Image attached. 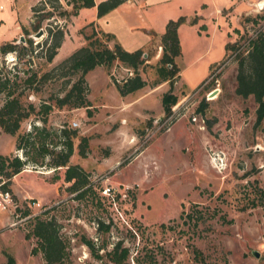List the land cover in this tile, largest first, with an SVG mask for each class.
Listing matches in <instances>:
<instances>
[{"label": "rangeland", "instance_id": "1", "mask_svg": "<svg viewBox=\"0 0 264 264\" xmlns=\"http://www.w3.org/2000/svg\"><path fill=\"white\" fill-rule=\"evenodd\" d=\"M38 1L0 0V45L25 46L0 54V75L15 82L22 100L36 108L49 96L62 95L67 84L55 77L28 86L25 78L33 73L38 78L86 44L83 34L99 30L89 25L97 18L95 7L69 18L57 11L54 23L65 33L48 62L47 21L41 37L31 27V7ZM247 1L256 0H136L99 23L103 32L114 29V41L133 52L150 47L143 46L145 30L157 33L160 20L182 17L177 30L180 76L173 84L179 101L165 115L161 97L170 89L168 82L143 96L141 91L121 96L111 76L121 81L129 72L115 62L109 69L97 66L87 73L89 107L50 110L45 126L54 140V130H76L68 163L83 167L90 188L76 198L68 189L71 182L64 180V166L29 161L23 167L29 170L13 178L25 196L14 197L21 201L29 195L46 203V210L36 215L57 221L66 242L65 264H114L105 251L117 240L130 249L126 264H136L137 256L144 264H264V121L256 124L253 96L235 93L237 61L231 51L214 69L223 60L226 43L238 41L244 50L247 39L264 30V17L256 26L245 22ZM253 8L256 14L264 12V7ZM130 15L120 21V16ZM233 28L238 33L228 35ZM128 33L135 34V42ZM145 70L151 84L155 71L148 66ZM4 100L0 93V106ZM33 124L44 125L37 113L23 119L18 132ZM83 135L88 137L84 155L78 151ZM15 139L16 134L0 126V153L24 158ZM49 147L59 149L50 142ZM10 178L0 172L1 184L6 181L9 187ZM5 215L0 209V217ZM35 216L15 225L8 221L0 229V264L8 256L14 264H46L40 250L32 252ZM84 238L94 242L102 257L92 254Z\"/></svg>", "mask_w": 264, "mask_h": 264}, {"label": "trees", "instance_id": "2", "mask_svg": "<svg viewBox=\"0 0 264 264\" xmlns=\"http://www.w3.org/2000/svg\"><path fill=\"white\" fill-rule=\"evenodd\" d=\"M39 0L31 7L32 20L31 27L37 32L44 21H47V37L45 44V59L51 62L61 47L64 38V30L56 21V12L61 18H69L76 16L80 9L92 8L96 6L97 16L100 17L110 10L117 7L125 0H102L95 3V0ZM68 7L69 10H68ZM264 12L245 16V22H252L256 26V20H261ZM183 18L176 20L170 19L165 26V30L161 36L160 45L162 53L159 60L154 65H148L153 68L156 74L151 84L140 75V70H144L145 58L144 51L136 50L133 52L126 51L122 46L114 41L113 35L102 30H94L90 34H83L86 44L76 49L65 59L53 66L50 70L44 72L37 78V74L33 73L25 78L24 82L28 86H32L36 81L47 80L51 78L64 79L66 88L62 95L49 96L48 100H43L38 108L33 103H25L22 100L23 92H17L10 78L0 75V93L4 94L5 100L0 106V126L3 131L16 134L15 148L21 149L24 158L17 154L4 155L0 154V172L6 178L12 177L14 174L23 169L26 163H40L41 165H52L54 167H65L64 180L70 181V192H75L76 198L82 197L86 190L90 188L87 179L88 173L79 164H69V157L73 152V137L77 132L75 129L61 127L54 130L58 136L57 140L51 137L50 130L45 126L47 115L53 108H80L89 107L90 103L87 99L89 86L86 80L87 73L96 66H105L107 69L117 62L123 66L130 68L132 74L123 78L121 81L113 79V83L121 96L133 93L146 85L156 86L161 82L170 83V89L162 94L161 105L165 115L172 112L173 106L179 101L176 94L173 93V84L179 79V68L175 63V59L181 53L180 41L178 38V26ZM94 22H90V26H94ZM26 33L25 28H23ZM234 31L238 33L235 28ZM114 41L112 47L109 42ZM28 45H32L31 39L26 41ZM238 41L226 44V53L219 65L214 66L216 70L228 58L229 52L233 54L234 61H237V72L235 75L236 87L235 93L243 98L253 96L257 104L256 124L264 121V30H258L252 38L247 39L244 50L241 49ZM13 42H7L0 45V54L8 52H17L23 50ZM212 72V70H210ZM76 75L75 80L71 77ZM16 85V84H15ZM89 112V111H88ZM31 113L39 114V118L44 125L33 124L32 128L23 132H18L20 123ZM49 140V141H48ZM49 142L59 145V149L54 150L49 147ZM88 145V137L83 135L79 142V153L84 155ZM47 156H51L46 160ZM1 184L2 188H7V182ZM44 212V211H43ZM25 213V212H24ZM42 213V212H41ZM41 215V214H40ZM35 216L31 233L37 238L36 245L32 247V252L40 250L46 264H65L67 259L66 242L60 234V228L57 221L52 217ZM189 216H191L189 214ZM103 222L99 221L98 226H102ZM28 235V233H27ZM84 243L89 247L92 254L96 257H102L99 249L95 248L94 242L89 238H84ZM130 249L123 245L122 241L117 240L113 246L105 251L108 259L114 264H126L129 257ZM136 264H144L135 259ZM2 264H14V258L8 256L6 262Z\"/></svg>", "mask_w": 264, "mask_h": 264}, {"label": "crops", "instance_id": "3", "mask_svg": "<svg viewBox=\"0 0 264 264\" xmlns=\"http://www.w3.org/2000/svg\"><path fill=\"white\" fill-rule=\"evenodd\" d=\"M100 1H102V0H95V3L97 4V3H99ZM136 2V0H125L124 2H122L121 4H119L117 7H115L114 9H112V10H110L109 12H107L106 14H104V15H102V16H100V17H98L97 16V12H96V20H93V22L95 23V25L100 29V25H99V23L100 22H103V20H104V18L105 17H109V15H111V13H113V12H115L117 9H119V8H123L124 6H126V5H131L133 2ZM259 0H256V1H247L246 2V5H247V9L242 13V14H244V15H255L256 14V12H257V9H255V8H253V5H255L257 2H258ZM262 0H260L259 1V3L261 2ZM95 8H96V6H94ZM93 8V7H92ZM84 10V8L83 9H80L79 10V13H81L82 11ZM78 13V14H79ZM132 14V13H131ZM142 15V14H141ZM77 16V15H76ZM131 17V15L130 16H120V21H124V20H126V18H130ZM170 19H167V18H164V19H162V20H160L159 22H158V28H156V32L157 33H152L151 32V30H145V32L147 33V34H144L145 36H144V38L142 39L143 40V42H144V45L143 46H150V47H148V48H144V47H141V49L144 51V54L146 55V57H144L146 60H145V63H144V65H146V66H148V65H154L158 60H159V58H160V56H161V53H162V46L160 45V41H161V36H162V34H163V32H164V30H165V26H166V23L169 21ZM147 26L148 27H146V29L148 28H150L149 27V25L147 24ZM204 26L202 25L201 27H200V29L199 30H201L202 28H203ZM234 29L235 28H233L230 32H228V35H231L232 33L234 34V33H236L235 31H234ZM109 30H110V32H109ZM108 30V32L109 33H112L113 35H115V31H114V29H109ZM114 32V33H113ZM126 36L128 37V39H129V41H132V42H135L136 41V38H135V34H133V33H128V34H126ZM178 38H179V36H178ZM179 41H180V39H179ZM64 42H65V40H64ZM228 43H230V42H228ZM228 43H226V44H228ZM226 44H225V47H226ZM180 47H181V44H180ZM224 47V55H225V53H226V48ZM180 55H181V53H180ZM180 55L179 56H177L176 57V59H175V63H176V65H177V67L179 68V66H178V64H177V60H178V58L180 57ZM224 57V56H223ZM124 69H126L128 72H129V74L128 75H131L132 74V70L130 69V68H127V67H125V66H123L122 64H120ZM100 66H102V65H100ZM97 67V66H96ZM105 67V66H104ZM153 69V68H152ZM211 69V68H210ZM210 69H209V71H210ZM93 70V69H92ZM146 73V70L144 71V70H140V75L145 79V80H147L145 77H144V74ZM210 73V72H209ZM156 75V74H155ZM179 76H180V69H179ZM178 80V79H177ZM148 81V80H147ZM161 85H166V82H161L160 84H158V85H156V86H149V85H146V86H144L143 88H141V89H139V90H137V91H135V92H133V93H130V94H134V93H136V92H140L139 94H141V96H143V95H145V94H147V93H149V92H151V91H153L154 89H156L157 87H159V86H161ZM165 93V92H164ZM130 94H128V95H130ZM125 96H127V95H125ZM1 154V153H0ZM24 170H29V169H22V170H20L19 172H21V171H24ZM19 172H17V173H19ZM16 173V174H17ZM16 174H14L11 178H10V183L8 184L9 185V187H7L8 189H10L11 191H12V193L14 194V193H16V194H18V196L20 195V196H25V194H21L16 188H15V186H14V183H13V178H14V176L16 175ZM27 196H29V195H27ZM32 197V196H31ZM35 198V197H34ZM42 203H44V204H46L45 202H42ZM2 210V209H1ZM0 220H2V221H4L2 224H1V226H0V229H3L5 226H6V224H8V221H9V223H10V215H9V213L7 212V215H5V219H4V217H0ZM13 257V256H12ZM14 258V257H13Z\"/></svg>", "mask_w": 264, "mask_h": 264}, {"label": "built area", "instance_id": "4", "mask_svg": "<svg viewBox=\"0 0 264 264\" xmlns=\"http://www.w3.org/2000/svg\"><path fill=\"white\" fill-rule=\"evenodd\" d=\"M46 208V204L31 196H26L21 201L17 200L12 191L8 188H2L0 183V209L9 213L10 225H15L17 221L35 216L45 211Z\"/></svg>", "mask_w": 264, "mask_h": 264}, {"label": "water", "instance_id": "5", "mask_svg": "<svg viewBox=\"0 0 264 264\" xmlns=\"http://www.w3.org/2000/svg\"><path fill=\"white\" fill-rule=\"evenodd\" d=\"M259 1H260V0H259ZM258 3H259V2H257V3L255 4L256 7H257ZM258 7H259L258 9L260 10V9H262L264 6L261 7V6L258 5ZM43 33H44L43 29H39V30L34 34V36H35L36 38H38V37H41V36L43 35ZM20 40H21V41H24V37L21 36ZM143 57H146V55L143 54ZM210 96H211V94H210ZM254 253H255L256 255H258V252H257V251H254Z\"/></svg>", "mask_w": 264, "mask_h": 264}, {"label": "bare ground", "instance_id": "6", "mask_svg": "<svg viewBox=\"0 0 264 264\" xmlns=\"http://www.w3.org/2000/svg\"><path fill=\"white\" fill-rule=\"evenodd\" d=\"M258 5L261 6V7H263L264 6V0H262L260 3H258Z\"/></svg>", "mask_w": 264, "mask_h": 264}]
</instances>
